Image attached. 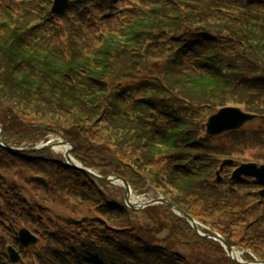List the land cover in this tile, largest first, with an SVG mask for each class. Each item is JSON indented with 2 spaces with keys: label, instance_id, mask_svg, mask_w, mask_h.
I'll return each instance as SVG.
<instances>
[{
  "label": "trees",
  "instance_id": "16d2710c",
  "mask_svg": "<svg viewBox=\"0 0 264 264\" xmlns=\"http://www.w3.org/2000/svg\"><path fill=\"white\" fill-rule=\"evenodd\" d=\"M52 1L0 0V122L7 140L37 142L59 129L86 167L124 177L132 172L121 165L133 168L141 174L130 178L135 188L156 189L206 233L264 261L262 186L251 176L231 179L242 163L264 162V131L210 136L205 127L228 106L257 114L264 126V0H71L59 17ZM3 150L81 179L89 191L56 184L52 192L71 200L57 207L107 221L89 223L101 230L98 241L49 232L35 264H240L217 256L220 242L198 235L168 206L151 209L166 217L169 243L157 241L161 231L133 221L137 214L124 203L109 200L99 190L106 183L49 160V151ZM227 157L234 161L219 180ZM176 242L194 254L180 253ZM5 243L0 238V264H11Z\"/></svg>",
  "mask_w": 264,
  "mask_h": 264
},
{
  "label": "rangeland",
  "instance_id": "374dc122",
  "mask_svg": "<svg viewBox=\"0 0 264 264\" xmlns=\"http://www.w3.org/2000/svg\"><path fill=\"white\" fill-rule=\"evenodd\" d=\"M0 124L2 125L1 122ZM2 128L4 129V125H2ZM244 128L264 131L262 121L258 117L249 121L244 126ZM42 130L48 132L50 131V128L47 126ZM53 130H55V134L50 135V133H47L46 136L42 138V140H39L37 142L27 138L25 140H16V144L15 140H13V144L15 145V147L24 148L30 147L35 143V145H37L42 141L57 142L58 140H60V138L57 137V135H59V129ZM249 137L250 136H248L247 138V142L250 141ZM23 138L25 137H21L20 139ZM50 159L60 161L63 160L64 151L62 149L56 148L54 150L50 149L49 160ZM20 161L26 163L23 165ZM32 164L39 166H36V172L46 174V176H43L49 183V186L47 188H44L41 183L34 180V174L31 171L33 168ZM121 166L124 171L132 172V178H138L135 177L136 174L135 171H133V168L132 170H125V167L128 166ZM94 171L97 173H101L100 169L98 168ZM77 179L78 177L67 175V173L63 169H60L58 166H46L33 161H25L20 156H17V158H13L12 154L3 150L2 147L0 148V225H2L0 228V238H2L3 242H6V245H10L16 238V232L19 231L23 226H26L40 239L37 245L28 247L26 249L22 248L23 250L21 255L24 256V259L22 258L18 264H35L34 261L36 255H40L44 250L47 249L46 238L49 232L56 231V233H60L63 235H73L74 233V235L78 239H91L98 241V238L101 235V230L98 226L86 224L83 228L79 229L75 227H68L57 218H50V215L54 216L53 211L55 210V208L57 209V211L59 209L56 205L64 201H71L68 199L65 193H63V191H60L59 189L52 192L53 189H56V184L65 181L75 192L76 190L80 191V189H82L83 192L89 191V189L87 188H80L81 179ZM84 182L88 183L86 180ZM112 185L114 186L115 190L112 188V186L101 185H99V190L102 193H105L109 200L116 203H125L126 193L123 185L120 183H115ZM54 193L56 196L53 195ZM159 197L160 194L156 191V189L151 188L148 185L144 186L143 188H135L132 186L131 200L135 203V205H137L136 202L158 199ZM99 204L101 203H97V206ZM158 206L159 205H156L154 207L158 208ZM151 208H140V212L136 213L137 215L133 216V221H135L140 226L153 227L151 228L152 230H156L157 232L161 231L159 234L155 235V238L157 239V241L169 243L171 241L170 231L168 228L162 229L163 226L168 224L166 217L163 215L160 208ZM50 210L52 211V213H50ZM7 212H10L8 216L6 214ZM92 216L93 215H89V217ZM122 219L124 220V218H121V220ZM154 222H159L163 225L157 227L155 226ZM5 226L11 227V231H9L8 229L6 231H3V227ZM172 246H174L176 250L184 255L194 254L193 249L190 252V249L180 242L173 243ZM235 248L239 253H237V255H242V257L244 258L246 251L238 247ZM222 249L223 251L219 249V251L216 253L217 256L221 257L222 255H225L227 257V252L224 248ZM201 251L204 253L205 249H201Z\"/></svg>",
  "mask_w": 264,
  "mask_h": 264
},
{
  "label": "water",
  "instance_id": "95a60500",
  "mask_svg": "<svg viewBox=\"0 0 264 264\" xmlns=\"http://www.w3.org/2000/svg\"><path fill=\"white\" fill-rule=\"evenodd\" d=\"M66 2H67V0H56V5L54 7L55 10H57L59 8L62 9L64 7V5L66 4ZM253 118H254V115L245 113L242 110H240L239 108H231V107L223 108L217 114H214L209 118V121L207 123L208 133L217 134V133H221V132L226 131V130L237 129V128H240L246 121L253 119ZM1 140L2 139L0 138V141ZM61 144H69L70 145V143L68 141L57 142L54 145H61ZM50 147H53V145H45L43 147H38V148H50ZM38 148H34L32 150H36ZM70 150L71 149L67 150V152H66V159L70 165H72L76 168H79L81 170H84V171L90 173L91 175H93L94 177H96L97 179H100V180L110 181V182L122 181L124 183L125 189H126V201L131 208H137L138 206L144 207V206L152 205V204L156 203V201H162V202H166L167 204L172 206L175 210L183 212L178 206L172 204L171 202H169L167 199H164V198H161L158 200H152V201H148V202H140L137 205L133 204L130 201L131 186L126 179L119 177V176L103 177V176L96 174L95 172L83 167L82 165L77 164L75 162V160L71 157ZM242 174H250V175L256 177L259 183L264 185V166L258 167L256 164L242 165L240 168H238L234 172L233 179L239 178ZM260 194L264 197V189L260 191ZM187 216L190 219L191 223L193 224L194 228L197 230V225H196L195 219L189 215H187ZM68 222L69 223H77V224L81 223L80 221H77L74 219H69ZM20 234H21V240L25 245H29L30 243H34L36 241V238L34 236H32L27 230H22L20 232ZM215 236L226 247L228 254L233 259L238 261V258L235 255L234 248L221 235L217 234ZM255 262L259 263V264H262V263L264 264V262L259 260V259H256Z\"/></svg>",
  "mask_w": 264,
  "mask_h": 264
},
{
  "label": "bare ground",
  "instance_id": "6f19581e",
  "mask_svg": "<svg viewBox=\"0 0 264 264\" xmlns=\"http://www.w3.org/2000/svg\"><path fill=\"white\" fill-rule=\"evenodd\" d=\"M62 150H64V148H62ZM239 254V253H238Z\"/></svg>",
  "mask_w": 264,
  "mask_h": 264
}]
</instances>
